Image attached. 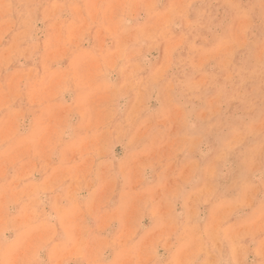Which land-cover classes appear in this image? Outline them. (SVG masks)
Segmentation results:
<instances>
[{"label":"rangeland","instance_id":"rangeland-1","mask_svg":"<svg viewBox=\"0 0 264 264\" xmlns=\"http://www.w3.org/2000/svg\"><path fill=\"white\" fill-rule=\"evenodd\" d=\"M0 264H264V0H0Z\"/></svg>","mask_w":264,"mask_h":264}]
</instances>
